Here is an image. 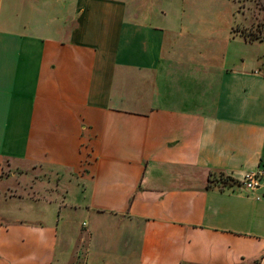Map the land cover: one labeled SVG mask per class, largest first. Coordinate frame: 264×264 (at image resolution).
Here are the masks:
<instances>
[{"label": "crops", "instance_id": "obj_1", "mask_svg": "<svg viewBox=\"0 0 264 264\" xmlns=\"http://www.w3.org/2000/svg\"><path fill=\"white\" fill-rule=\"evenodd\" d=\"M145 5L0 0V264H264V53Z\"/></svg>", "mask_w": 264, "mask_h": 264}, {"label": "rangeland", "instance_id": "obj_2", "mask_svg": "<svg viewBox=\"0 0 264 264\" xmlns=\"http://www.w3.org/2000/svg\"><path fill=\"white\" fill-rule=\"evenodd\" d=\"M146 12L157 15H167L169 23L176 25L177 20H181L183 15L184 21L191 18L198 17L200 24L204 20L213 23L215 32L218 33L220 43L223 45V38L225 46L230 50L239 51L246 56H252L256 53H264V43L251 44L239 39L236 35L231 41L228 40V35L232 31L235 32H251L256 34L259 38H264V0H146ZM193 16V17H192ZM183 20V19H182ZM8 162L2 166V176H9L8 188L10 191H15L18 194H32L40 191H51L57 189V181L55 175L48 173L49 167H39L31 165L9 168ZM40 175L39 172H41ZM56 174V172H54ZM25 174V175H23ZM21 176H27L23 178ZM39 177L42 182L34 181L32 177ZM48 176V177H47ZM54 179H49L52 177ZM57 178V177H56ZM222 177L215 174L210 182L222 184ZM80 221V220H79ZM256 261H242L238 264H255ZM72 264H82L81 261L73 262Z\"/></svg>", "mask_w": 264, "mask_h": 264}, {"label": "built area", "instance_id": "obj_3", "mask_svg": "<svg viewBox=\"0 0 264 264\" xmlns=\"http://www.w3.org/2000/svg\"><path fill=\"white\" fill-rule=\"evenodd\" d=\"M262 179H264V167L254 172L245 173L240 183L246 190H256L260 186Z\"/></svg>", "mask_w": 264, "mask_h": 264}, {"label": "trees", "instance_id": "obj_4", "mask_svg": "<svg viewBox=\"0 0 264 264\" xmlns=\"http://www.w3.org/2000/svg\"><path fill=\"white\" fill-rule=\"evenodd\" d=\"M244 33H245V32H244ZM245 35H246V37H248L250 40H253V39H257V38H258V36H257L256 34H253V33H251V32L245 33ZM222 184H223V185H234V181L227 177V178H223V179H222ZM258 263H259V261L256 260L255 264H258Z\"/></svg>", "mask_w": 264, "mask_h": 264}]
</instances>
